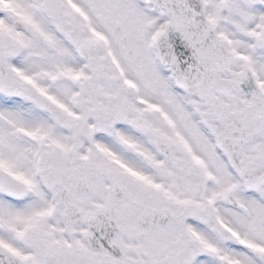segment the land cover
I'll use <instances>...</instances> for the list:
<instances>
[{
	"label": "snow or ice",
	"instance_id": "obj_1",
	"mask_svg": "<svg viewBox=\"0 0 264 264\" xmlns=\"http://www.w3.org/2000/svg\"><path fill=\"white\" fill-rule=\"evenodd\" d=\"M0 264H264V0H0Z\"/></svg>",
	"mask_w": 264,
	"mask_h": 264
}]
</instances>
